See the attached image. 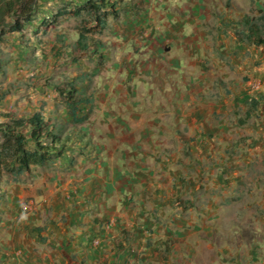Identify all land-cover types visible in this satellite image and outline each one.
<instances>
[{
    "label": "crops",
    "instance_id": "1",
    "mask_svg": "<svg viewBox=\"0 0 264 264\" xmlns=\"http://www.w3.org/2000/svg\"><path fill=\"white\" fill-rule=\"evenodd\" d=\"M83 1L40 0L22 32L51 34L67 58L40 66L45 76L27 90L14 93L0 80V113H42L71 137L50 165L2 185L0 264H229L215 251L223 218H245L264 235V181L255 179L261 169L253 163L264 154V46L236 34L245 32L244 20L264 13V3L214 0L211 8L210 0H198L193 17L205 14L191 19L195 26L186 31L180 20L163 23L152 0H129L95 35L97 48L75 61L69 46L77 30L61 23L79 25L81 16H61L53 25L49 19ZM121 41L151 52L153 69L146 72L163 96L138 103L143 111L127 105L125 117L102 120L95 130L93 105L84 102L78 112L84 121L74 124L57 87L74 82L79 92L89 90L92 62ZM4 51L0 58L8 63L0 77L11 86L16 62ZM21 51L29 63V49ZM29 198L39 203L34 212L24 209ZM230 247L222 251L232 254ZM237 253L230 264H253V247Z\"/></svg>",
    "mask_w": 264,
    "mask_h": 264
},
{
    "label": "rangeland",
    "instance_id": "2",
    "mask_svg": "<svg viewBox=\"0 0 264 264\" xmlns=\"http://www.w3.org/2000/svg\"><path fill=\"white\" fill-rule=\"evenodd\" d=\"M152 1L155 3V10L159 13L158 15L160 17L162 15L163 23L180 20L186 27V31L193 29L195 25L192 20L200 18L199 12L202 15L205 14L204 11L201 10L193 17V15H195L194 12L197 11L198 0ZM247 2H252L260 6L264 3V0H247ZM209 5L211 8L216 6L214 0H210ZM54 7L55 5L53 3H48L46 5V8L50 11H56ZM220 15H226V12H221ZM263 18L264 13L260 16H255L254 21L264 26ZM78 26L79 25H77L74 20H66L61 23L62 29L68 31L77 30ZM23 35L25 37H23ZM3 38L4 41L0 40V50L4 51L5 48L7 51L4 52L9 58L13 55L16 65H13L12 69L9 70V74L14 78L11 86L5 84L4 79L1 77L0 80H3V86L6 85V90L12 89L14 93L16 91L20 92V88H24L25 90L30 89L33 83H36L35 78H40L39 74L45 76L46 72L44 68L46 66L49 65L51 67L52 65L50 64L54 63L56 58L59 56H62V58L64 57L59 53L55 39L51 34H36L33 28H31V31H25V33L22 32L21 34H8ZM140 42L142 44L146 43L145 40H141ZM7 43L9 45H6ZM135 44L136 42L125 43L121 41V45L117 47H112L110 45V47L106 48V50H108V56L106 58H104V56L98 57V59L92 62L93 71L89 77L91 86L89 90L85 92L87 98L85 103L91 102V105H93L90 123L94 127V130L99 127L100 121L102 120L125 117L127 105L138 107L139 110L143 111L138 103H143L141 105H144V103H155L156 100L161 99L163 96L153 85V78L146 72L149 71L148 69H153L149 63L151 52L144 48H137ZM22 48L29 49L28 55L25 56V58L29 60V63L22 62L21 60ZM9 54L11 55L9 56ZM33 57L38 59L35 66L31 62ZM43 57H45V60ZM64 58H67L66 55ZM42 65L44 68L40 67ZM118 87L122 88V92L117 93ZM3 113L6 112H1L0 115ZM0 120L2 121L1 118ZM86 145L91 147V144L88 142ZM86 148L87 147H83V149ZM253 163L261 169V172L259 171V173L255 175V179L264 181V154L254 157ZM30 201H33L38 208L39 203H37L34 198H29L27 202ZM252 216L255 217L256 215L254 214ZM254 223L261 225L260 221ZM220 225L221 230L215 249L216 253L219 254L217 258L218 261L228 259V263L230 264L229 259L237 256L239 247L243 250L244 247L247 248V246L250 245L251 248L253 247V264H260V258H264L263 234L254 232L248 220H245V218H236V216L232 221H226V218H223ZM230 244L232 254L223 252L222 249L224 246Z\"/></svg>",
    "mask_w": 264,
    "mask_h": 264
},
{
    "label": "trees",
    "instance_id": "3",
    "mask_svg": "<svg viewBox=\"0 0 264 264\" xmlns=\"http://www.w3.org/2000/svg\"><path fill=\"white\" fill-rule=\"evenodd\" d=\"M40 0H0V40L12 32H22L36 15ZM76 10L64 9L55 13L49 20L52 25L56 18L61 16L80 17L77 27V39L70 43V49L77 61L84 53H92V48H97L99 40L95 35L101 34L107 27L109 16L118 17L131 5L129 0H85ZM264 19V18H263ZM48 20L44 24L48 29ZM51 23V22H50ZM245 32L236 33L240 41L246 44L264 46V26L253 19L244 20ZM61 38L64 37L60 36ZM97 54V53H95ZM93 54V55H95ZM8 60L0 58V66L7 64ZM57 91L65 104L74 124L84 121L78 118L79 106L87 98L85 92H79L77 84L68 82L58 86ZM255 106L254 102L252 104ZM0 199L2 185L7 182H20L22 178H30L34 167H46L53 158L64 153L71 143V137L65 136L66 126L53 123L46 119L42 113H36L31 118H26L15 113L0 115Z\"/></svg>",
    "mask_w": 264,
    "mask_h": 264
},
{
    "label": "built area",
    "instance_id": "4",
    "mask_svg": "<svg viewBox=\"0 0 264 264\" xmlns=\"http://www.w3.org/2000/svg\"><path fill=\"white\" fill-rule=\"evenodd\" d=\"M257 87H260L261 84L258 83L256 84ZM37 206L36 204L33 202V201H30V202H27L25 205H24V209L27 211V212H34L36 210Z\"/></svg>",
    "mask_w": 264,
    "mask_h": 264
}]
</instances>
